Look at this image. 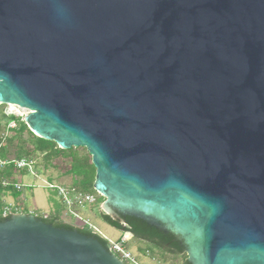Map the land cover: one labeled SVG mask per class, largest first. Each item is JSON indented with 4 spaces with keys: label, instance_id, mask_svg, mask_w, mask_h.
I'll return each mask as SVG.
<instances>
[{
    "label": "water",
    "instance_id": "water-1",
    "mask_svg": "<svg viewBox=\"0 0 264 264\" xmlns=\"http://www.w3.org/2000/svg\"><path fill=\"white\" fill-rule=\"evenodd\" d=\"M0 105L87 151L113 219L177 236L188 264H264V0H0ZM0 264L124 263L13 215Z\"/></svg>",
    "mask_w": 264,
    "mask_h": 264
},
{
    "label": "trees",
    "instance_id": "trees-1",
    "mask_svg": "<svg viewBox=\"0 0 264 264\" xmlns=\"http://www.w3.org/2000/svg\"><path fill=\"white\" fill-rule=\"evenodd\" d=\"M0 107H3V105H0ZM0 115L1 119L4 120L3 123H7L9 121L10 118L5 114L3 115L2 110H0ZM22 125L24 130L20 136L16 137L14 133V131H18V128L12 132L11 137L7 142L6 149L1 154L2 158L9 157L8 154L11 152L10 149H12V158H32L35 156H41L37 158L39 160L41 159L43 167L46 169L55 167V161H60L58 163L59 167L62 165L65 166L64 163H67L68 167H63V173L71 177L72 182L70 185L77 187L85 193L96 195L93 190L95 169L91 164V157L85 149V154L82 156H79L77 149L74 148L69 150H61L56 146L55 143L36 137L28 130L26 125ZM25 134L27 137H24ZM38 163L39 162H36L35 168L37 167ZM9 176H11V178L14 177L12 175ZM13 195L16 198L20 196V194L16 193ZM98 197L101 198L100 196ZM103 201L104 200L99 201L97 205L103 203ZM100 213L103 221L107 225L121 231L122 233L129 234L131 239L139 242H145V244H147L149 247L156 249L166 255H172L174 257L186 255L183 247L180 245L179 238L171 233H164L159 229L149 226L144 221L133 217H123L119 215V219H113L110 216L103 214L101 211ZM38 219L43 223L49 224L57 229H63L67 231L76 230L83 236L97 240L105 250L108 251L109 249L108 243L99 235L90 231L87 227L74 226L71 223L64 222L62 220V214L59 208L52 214H49L45 219ZM2 221L4 220H0V222ZM186 258L187 256H185L182 264H188Z\"/></svg>",
    "mask_w": 264,
    "mask_h": 264
},
{
    "label": "built area",
    "instance_id": "built-area-1",
    "mask_svg": "<svg viewBox=\"0 0 264 264\" xmlns=\"http://www.w3.org/2000/svg\"><path fill=\"white\" fill-rule=\"evenodd\" d=\"M31 111L18 106L7 105L4 114L9 117V121L0 126V220L8 219L13 215H32L38 218H46L48 215H38L34 212H25L22 205L15 202H9L7 196H12L14 193L21 194L22 188V174H30L36 177L34 168L36 162L34 158H2L1 154L6 149L7 142L11 137L14 130L18 128V124L26 125L25 119L29 116ZM12 175L14 176L11 178ZM47 188L55 192L60 204L65 208L70 215L73 216L72 225L85 226L94 234H97L96 229L84 220L79 213L78 209L86 207H93L98 204L99 195L85 193L72 185H53L46 184ZM15 201V200H14ZM66 213L63 214L62 220L64 222ZM69 223V222H67ZM100 236V235H99ZM108 243V252L117 257L124 264H140L136 257L132 255L128 249V243L131 240L127 236H121L116 241H110L103 236H100Z\"/></svg>",
    "mask_w": 264,
    "mask_h": 264
},
{
    "label": "rangeland",
    "instance_id": "rangeland-1",
    "mask_svg": "<svg viewBox=\"0 0 264 264\" xmlns=\"http://www.w3.org/2000/svg\"><path fill=\"white\" fill-rule=\"evenodd\" d=\"M7 106L0 107L2 113L4 115V111H6ZM4 120L1 119L0 115V124L3 125ZM24 127L22 124H18V131H14L15 136L18 137L22 134ZM24 137H27L25 134ZM79 156L85 154V150L83 148H76ZM11 152L8 154L9 157H12L13 150L10 149ZM35 156V162H39L37 167L34 168V172L36 173V177L30 174H22V184L23 188L20 194V199L14 201L12 197L7 196V200L9 202H15L22 205L25 212H34L38 215H46L50 212H53L60 209V212L63 216L66 213L65 221L72 223L73 216L68 213V211L62 207L60 204L55 192L49 190L46 186L47 183H51L53 185H70L72 182L71 177L64 174V168L67 166V163H64L61 167H59L60 161H55V167L44 168L41 159L39 160ZM37 158V159H36ZM59 160V159H58ZM68 167V166H67ZM66 169V168H65ZM104 200L102 197L98 199V202ZM100 211L111 218L109 212L103 209V203L99 205H95L91 208L86 207L84 209H78L77 212L79 215L86 220L91 226H93L98 235L105 237L110 241H116L121 236H127L131 239L129 234L122 233L119 230H116L109 225H107L102 217ZM128 249L132 255H134L137 261L140 264H182L186 255H181L174 257L172 255H166L162 252L149 247L145 242H139L134 239H131L128 243ZM147 251V252H146ZM130 264V263H127Z\"/></svg>",
    "mask_w": 264,
    "mask_h": 264
},
{
    "label": "crops",
    "instance_id": "crops-1",
    "mask_svg": "<svg viewBox=\"0 0 264 264\" xmlns=\"http://www.w3.org/2000/svg\"><path fill=\"white\" fill-rule=\"evenodd\" d=\"M10 197H12L13 198V200H18V199H20V197H18V198H16V197H14V195H12V196H10ZM54 212V211H53ZM53 212H50V213H48V214H46V215H49V214H52Z\"/></svg>",
    "mask_w": 264,
    "mask_h": 264
},
{
    "label": "bare ground",
    "instance_id": "bare-ground-1",
    "mask_svg": "<svg viewBox=\"0 0 264 264\" xmlns=\"http://www.w3.org/2000/svg\"><path fill=\"white\" fill-rule=\"evenodd\" d=\"M108 210V209H107Z\"/></svg>",
    "mask_w": 264,
    "mask_h": 264
}]
</instances>
